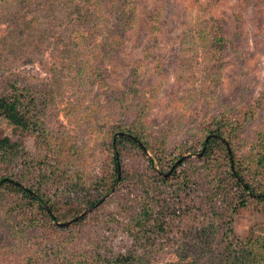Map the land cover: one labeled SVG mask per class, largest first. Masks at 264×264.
Returning a JSON list of instances; mask_svg holds the SVG:
<instances>
[{
    "label": "trees",
    "instance_id": "obj_1",
    "mask_svg": "<svg viewBox=\"0 0 264 264\" xmlns=\"http://www.w3.org/2000/svg\"><path fill=\"white\" fill-rule=\"evenodd\" d=\"M46 1L48 13L53 1H61L55 18L65 12L73 26H83L87 15L115 17L118 28L110 42H103L104 54L108 44L120 45L123 33L146 26L139 22L137 0ZM27 2L16 1L23 7ZM37 17H24L25 26H33ZM51 18L47 25H56ZM221 26L218 16L207 14L192 26L212 54V71L222 67L231 46ZM86 41L87 36L77 34L71 44L82 48ZM98 76L100 87L115 91ZM137 79L117 92L127 112L143 110ZM218 84L211 77L201 91L207 116L215 112L202 123L200 135L168 149L167 136L138 113L132 120L124 116L108 127L103 162L94 174L80 168L82 154L75 142L54 138L46 126L51 84L4 85L0 116L14 125L18 138L0 132V225L8 231L0 264H264V123L256 131L248 123L260 117L264 95L250 104H232L215 93ZM130 99L135 102L128 104ZM26 136L45 148L43 156L26 147ZM242 212L259 217L246 236L234 227ZM187 215L195 226L185 230ZM172 253L175 259H160Z\"/></svg>",
    "mask_w": 264,
    "mask_h": 264
},
{
    "label": "rangeland",
    "instance_id": "obj_2",
    "mask_svg": "<svg viewBox=\"0 0 264 264\" xmlns=\"http://www.w3.org/2000/svg\"><path fill=\"white\" fill-rule=\"evenodd\" d=\"M16 1L0 0V90L9 81L20 86L51 84L46 126L54 138L75 142L82 154L80 168L86 174L100 170L108 127L117 125L124 116L132 120L138 113L160 136H167L168 149L200 135L199 128L210 116L201 91L211 77L219 82V92L215 93L226 102L245 105L264 95V0H137L139 22L146 26L123 33L120 45L104 48L106 54L102 44L110 42L118 28L115 17L87 15L83 26H73V19L65 12L55 18L54 13L62 10L61 1L51 3L50 13L45 12L46 0H28L27 7ZM87 6L94 10L91 4ZM204 14L218 16L231 40L229 53L218 65L222 67L214 71L212 54L192 28ZM24 17L26 21L38 19L33 26H25ZM51 17L56 25H47ZM77 34L87 36V46L81 43L82 48H73L71 40ZM98 74L110 88L116 87L115 91L100 87ZM133 78H138L137 97L143 110L127 112L117 92L124 86L132 87ZM133 102L130 99L128 104ZM248 123L254 131L262 126L264 107L257 121ZM14 130V125L0 116V132L16 139ZM249 133L244 131L245 136ZM24 142L32 153L45 154L33 136H26ZM258 218L255 213H239L234 221L236 232L248 235ZM194 220L187 215L183 228L195 226ZM7 240V228L0 225V261ZM117 247L123 248L119 243ZM175 258L172 253L160 259ZM158 260V256L153 258Z\"/></svg>",
    "mask_w": 264,
    "mask_h": 264
},
{
    "label": "water",
    "instance_id": "obj_3",
    "mask_svg": "<svg viewBox=\"0 0 264 264\" xmlns=\"http://www.w3.org/2000/svg\"><path fill=\"white\" fill-rule=\"evenodd\" d=\"M119 134H122V132L116 134V137H117ZM204 151H205V148H203L202 152L199 153V155L201 156V155L204 153ZM229 152H230V154H232V152H231L230 149H229ZM182 160H183V158H181L180 160H178L176 164H178V163L181 162ZM171 171H172V170H171ZM87 211H88V210H87ZM87 211L83 212V214L86 213ZM78 217H79V216H78ZM78 217H76L75 219H77ZM72 221H73V220H70V221H67V222H58V224H59V225H66V224H69V223L72 222Z\"/></svg>",
    "mask_w": 264,
    "mask_h": 264
}]
</instances>
